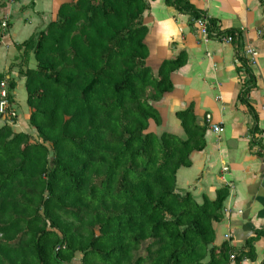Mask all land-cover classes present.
<instances>
[{"label": "trees", "instance_id": "16d2710c", "mask_svg": "<svg viewBox=\"0 0 264 264\" xmlns=\"http://www.w3.org/2000/svg\"><path fill=\"white\" fill-rule=\"evenodd\" d=\"M165 1L191 22L206 17L190 0ZM147 5L64 1L54 19L15 45L22 49L19 72L34 133L0 127V264L256 261L255 241L264 237V226L241 246L230 239L213 243L225 187L202 203L175 191L177 169L188 166L191 151L205 142L206 124L198 123L192 106L176 111L185 138L148 129L150 120H161L152 102L170 91V73L184 56L163 60L153 73L142 21ZM208 25L216 29L212 18ZM219 33L236 43L238 71L246 73L240 101L252 114L254 136L261 130L248 101L255 82L241 53L245 46L236 31Z\"/></svg>", "mask_w": 264, "mask_h": 264}, {"label": "crops", "instance_id": "0c3cea01", "mask_svg": "<svg viewBox=\"0 0 264 264\" xmlns=\"http://www.w3.org/2000/svg\"><path fill=\"white\" fill-rule=\"evenodd\" d=\"M69 0H16L0 3V20L7 16L10 25L0 27V73L13 81L12 96L17 111L11 128L29 131V109L24 89L22 49L15 45L42 29L55 18L61 2ZM142 21L147 27L144 41L148 48L147 64L156 73L163 60L183 54L184 62L170 73L172 88L152 102L160 123L149 121L148 129L160 134H186L176 111L192 106L196 119L206 124L204 146L192 150L191 163L176 171L175 191L189 192L197 203L214 199L225 187L222 218L213 221L215 245L230 239L241 246L245 239L264 226V0H190L191 4L215 21L218 32L234 30L239 44L257 51L251 66L255 86L248 101L258 114L260 133L252 136L253 117L240 101L242 73L238 71L236 43L218 39L203 41L187 13H181L165 0H146ZM2 29V30H1ZM259 30L261 32L259 33ZM29 67H33L32 61ZM210 118L207 119V115ZM1 120V116H0ZM223 127L216 132L211 124ZM252 137L254 139L252 140ZM259 140V144L256 142ZM258 264L264 255V237L255 241ZM245 260L243 264H248Z\"/></svg>", "mask_w": 264, "mask_h": 264}, {"label": "built area", "instance_id": "2783aa9c", "mask_svg": "<svg viewBox=\"0 0 264 264\" xmlns=\"http://www.w3.org/2000/svg\"><path fill=\"white\" fill-rule=\"evenodd\" d=\"M7 4H13L15 3L16 0H4ZM7 16H4L1 19V24L0 27L2 29H5L7 27ZM192 24H194V26L197 28L198 33L201 35V38L203 41H208L209 39H218L221 41H225V42H232L233 38L231 35H225V34H221L219 33L217 30L215 29H209V25H208V18L207 17H199L196 18L192 21ZM261 32V30H259V33ZM241 53L244 55V57L248 60L250 66H252L255 61H256V57H257V51L249 46L246 45L242 50ZM237 62L240 65V61L237 58ZM242 77L243 75L245 76L246 73L243 72L242 70ZM12 93V90L9 88V80L7 78H4L0 81V116H1V120H0V127L4 124H13V119H15L17 117V111L14 105V101L12 100V102L9 99V94ZM260 107L264 109V97L261 100V104ZM210 118V115H207V119ZM212 128L214 131L216 132H221L223 131V127L217 125V124H211Z\"/></svg>", "mask_w": 264, "mask_h": 264}, {"label": "rangeland", "instance_id": "374dc122", "mask_svg": "<svg viewBox=\"0 0 264 264\" xmlns=\"http://www.w3.org/2000/svg\"><path fill=\"white\" fill-rule=\"evenodd\" d=\"M0 3H5V1L4 0H0ZM2 19V18H1ZM2 30V29H1ZM30 62V61H29ZM29 62H28V64H29ZM23 65V64H22ZM25 67V66H24ZM12 90V89H11ZM30 132H32V133H34L33 132V130L30 128V130H29ZM80 257V253H78L77 255H76V258H79Z\"/></svg>", "mask_w": 264, "mask_h": 264}]
</instances>
